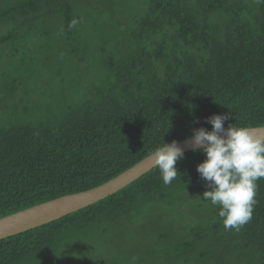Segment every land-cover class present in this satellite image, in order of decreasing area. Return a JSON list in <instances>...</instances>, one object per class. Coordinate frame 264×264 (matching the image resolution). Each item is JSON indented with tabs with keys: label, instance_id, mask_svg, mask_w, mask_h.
Wrapping results in <instances>:
<instances>
[{
	"label": "trees",
	"instance_id": "trees-1",
	"mask_svg": "<svg viewBox=\"0 0 264 264\" xmlns=\"http://www.w3.org/2000/svg\"><path fill=\"white\" fill-rule=\"evenodd\" d=\"M0 29V56L21 55L2 79L27 97L58 94L36 116V102L14 119L0 111V218L97 187L163 142L211 131L213 115L264 126V0H0ZM205 159L186 152L170 185L154 167L1 239L0 264H121V248L138 255L145 236L154 264H264V179L252 220L228 231L201 199Z\"/></svg>",
	"mask_w": 264,
	"mask_h": 264
},
{
	"label": "clouds",
	"instance_id": "clouds-1",
	"mask_svg": "<svg viewBox=\"0 0 264 264\" xmlns=\"http://www.w3.org/2000/svg\"><path fill=\"white\" fill-rule=\"evenodd\" d=\"M228 119V114L206 118L212 130L195 129L192 145L193 151L202 148L206 156L196 169L210 189L201 199L219 208L218 216L226 230L239 231L253 218L257 181L264 179V137L255 135L249 126L225 128ZM183 158L176 141L163 142L149 154L165 185L180 175L175 165Z\"/></svg>",
	"mask_w": 264,
	"mask_h": 264
},
{
	"label": "water",
	"instance_id": "water-1",
	"mask_svg": "<svg viewBox=\"0 0 264 264\" xmlns=\"http://www.w3.org/2000/svg\"><path fill=\"white\" fill-rule=\"evenodd\" d=\"M264 137V126L251 128ZM223 135V134H221ZM183 153L193 150L192 136L177 142ZM201 149V148H198ZM154 168L149 156L111 180L92 189L67 194L0 218V240L51 223L102 200Z\"/></svg>",
	"mask_w": 264,
	"mask_h": 264
},
{
	"label": "rangeland",
	"instance_id": "rangeland-1",
	"mask_svg": "<svg viewBox=\"0 0 264 264\" xmlns=\"http://www.w3.org/2000/svg\"><path fill=\"white\" fill-rule=\"evenodd\" d=\"M140 7V6H139ZM6 29H0V32H4ZM16 58H21L20 53L16 52L15 50L9 49L7 50V52H5V54L3 55V57L0 56V111L2 112L1 117L3 118L6 114L10 113L13 114V119L17 116V115H23L24 116V110L28 105H32L35 103L36 104V108L33 107L34 109L31 110V114H34V116L38 115L42 108L38 109L39 107L38 105V100L42 101L44 105H49L54 104V101L57 97V93H52L50 92L47 96H43V98H41L40 96L37 97L36 93H33L31 96H26L23 93L22 87L19 85V88L16 87V85H14L17 89V92L14 93V86H12L11 82H5L2 77H4L5 75H8L7 71H4V69H7L8 66H10L11 64L13 66H16V64H19L16 60ZM59 61V56L56 54V59L55 61ZM14 74H19L17 72H11V75ZM49 70H47V72L45 73L44 77H48L49 76ZM67 81L69 80L68 76L66 77ZM18 81V80H17ZM5 82V83H4ZM19 83L21 82L20 80L18 81ZM8 87H4L7 86ZM22 85V83H21ZM15 104V105H14ZM46 106V107H47ZM3 108V110L1 109ZM34 110V111H33ZM185 218V217H184ZM184 218H181V220L178 222V226L179 227H183L185 225V221H190L189 218H186L184 221ZM174 227H177V225L175 224ZM148 234V233H147ZM149 235V234H148ZM147 240H141L140 241V246H139V250L140 253L137 255V253H131L129 252V248L128 247H123L121 248L122 250V257H123V263L121 264H154L152 262V258H150L149 255H147V257L144 255V253L147 254L148 250L150 249L149 244L153 243V245L155 243H157L154 239V237H144ZM149 243V244H148ZM143 252V253H142ZM104 253V252H103ZM111 251H109L107 254H104V256L102 257V261L103 263H105V260L107 259V256L110 257ZM117 253V252H115ZM95 255H101L100 252L95 251ZM103 255V254H102ZM99 258V257H98ZM99 262H100V258H99ZM119 263V262H118ZM59 264H67V263H59ZM79 264V263H76ZM184 264V263H181Z\"/></svg>",
	"mask_w": 264,
	"mask_h": 264
}]
</instances>
